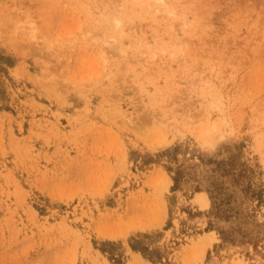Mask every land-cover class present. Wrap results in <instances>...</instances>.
Instances as JSON below:
<instances>
[{
    "label": "rangeland",
    "instance_id": "rangeland-1",
    "mask_svg": "<svg viewBox=\"0 0 264 264\" xmlns=\"http://www.w3.org/2000/svg\"><path fill=\"white\" fill-rule=\"evenodd\" d=\"M0 264H264V0H0Z\"/></svg>",
    "mask_w": 264,
    "mask_h": 264
},
{
    "label": "bare ground",
    "instance_id": "bare-ground-1",
    "mask_svg": "<svg viewBox=\"0 0 264 264\" xmlns=\"http://www.w3.org/2000/svg\"><path fill=\"white\" fill-rule=\"evenodd\" d=\"M170 183V182H169ZM194 202L201 208V209H206L209 206V200L208 197L204 194V193H200V194H196L195 198H194ZM212 239H207L204 242V245H210L209 243L211 242ZM206 249V247H205ZM139 261H142V259L138 256Z\"/></svg>",
    "mask_w": 264,
    "mask_h": 264
},
{
    "label": "trees",
    "instance_id": "trees-1",
    "mask_svg": "<svg viewBox=\"0 0 264 264\" xmlns=\"http://www.w3.org/2000/svg\"><path fill=\"white\" fill-rule=\"evenodd\" d=\"M132 249H133V250H139V249L135 248L134 246H132ZM102 252H104V251H102ZM140 252H141L143 255H145V257H146L147 259H149V260H151V261H153V262H159V261H154L153 258H152L149 254H145V253L143 252V250H140ZM159 259H160V258H159ZM157 260H158V258H157Z\"/></svg>",
    "mask_w": 264,
    "mask_h": 264
}]
</instances>
